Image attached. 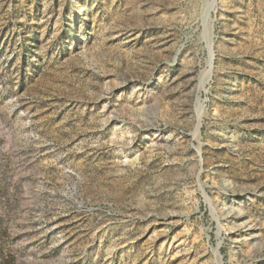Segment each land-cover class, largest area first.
I'll return each mask as SVG.
<instances>
[{
	"label": "rangeland",
	"instance_id": "obj_1",
	"mask_svg": "<svg viewBox=\"0 0 264 264\" xmlns=\"http://www.w3.org/2000/svg\"><path fill=\"white\" fill-rule=\"evenodd\" d=\"M0 264H264V0H0Z\"/></svg>",
	"mask_w": 264,
	"mask_h": 264
},
{
	"label": "bare ground",
	"instance_id": "obj_2",
	"mask_svg": "<svg viewBox=\"0 0 264 264\" xmlns=\"http://www.w3.org/2000/svg\"><path fill=\"white\" fill-rule=\"evenodd\" d=\"M246 227V226H245ZM248 231H249V229H248Z\"/></svg>",
	"mask_w": 264,
	"mask_h": 264
}]
</instances>
